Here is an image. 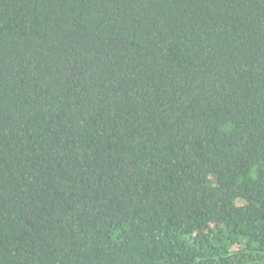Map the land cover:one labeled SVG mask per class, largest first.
Wrapping results in <instances>:
<instances>
[{
	"label": "trees",
	"instance_id": "16d2710c",
	"mask_svg": "<svg viewBox=\"0 0 264 264\" xmlns=\"http://www.w3.org/2000/svg\"><path fill=\"white\" fill-rule=\"evenodd\" d=\"M0 264H264V0H0Z\"/></svg>",
	"mask_w": 264,
	"mask_h": 264
}]
</instances>
